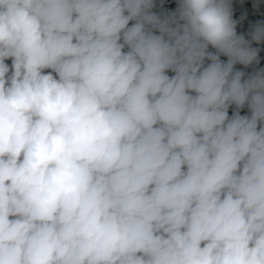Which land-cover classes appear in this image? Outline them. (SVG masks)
Here are the masks:
<instances>
[{
	"label": "clouds",
	"instance_id": "obj_1",
	"mask_svg": "<svg viewBox=\"0 0 264 264\" xmlns=\"http://www.w3.org/2000/svg\"><path fill=\"white\" fill-rule=\"evenodd\" d=\"M156 6L0 0V264H264V21Z\"/></svg>",
	"mask_w": 264,
	"mask_h": 264
},
{
	"label": "rangeland",
	"instance_id": "obj_2",
	"mask_svg": "<svg viewBox=\"0 0 264 264\" xmlns=\"http://www.w3.org/2000/svg\"><path fill=\"white\" fill-rule=\"evenodd\" d=\"M242 2L236 3L232 2V7H233V18L238 21L237 24V34H244L246 39H249L247 33L250 32L255 25L256 21H264V0H259L260 7L254 8L253 4L256 2V0H241ZM178 0H164L163 1V7H161V0L159 2H156V7L153 9L154 12L160 14L162 11H172L176 8ZM245 18L241 20V16L245 15ZM134 23V21L129 22V26H131ZM156 34H159L158 32ZM264 43V42H262ZM254 44V43H253ZM261 45V43H260ZM258 44V46H260ZM261 47V46H260ZM210 51H215L214 49L209 47ZM222 57V56H221ZM210 61H205V63H209ZM245 66H238L235 65L234 69L235 70H240L245 72V77H247L249 74L253 73L255 70L258 68H264V64H260L258 66L252 65L248 66L249 70L244 69ZM235 110V106H231L229 108V117L232 116L233 111ZM249 109L247 106H245L243 109L240 110L241 115H245L246 112Z\"/></svg>",
	"mask_w": 264,
	"mask_h": 264
},
{
	"label": "trees",
	"instance_id": "obj_3",
	"mask_svg": "<svg viewBox=\"0 0 264 264\" xmlns=\"http://www.w3.org/2000/svg\"><path fill=\"white\" fill-rule=\"evenodd\" d=\"M160 0H156V2H159ZM164 1V0H163ZM231 2H236V3H240V2H242L241 0H231ZM260 45V44H259ZM261 46V47H260ZM260 46H258V44H253V47H259L260 49H261V51H260V53H259V59H260V63H259V67H260V64H264V43H261V45ZM221 60L222 61H224V62H226L227 61V57H225V56H222L221 57ZM6 63H8L9 65L11 64V61L10 60H8V61H6ZM210 63V62H209ZM205 64H207V63H205ZM238 66H244V65H241V64H237ZM255 66H258V65H254V67ZM244 69L245 70H249V67H244ZM167 74L171 77L172 75H174V73L171 71V70H169L168 72H167ZM247 77H244L243 79H246ZM245 115H250V110H248L247 112H246V114Z\"/></svg>",
	"mask_w": 264,
	"mask_h": 264
}]
</instances>
